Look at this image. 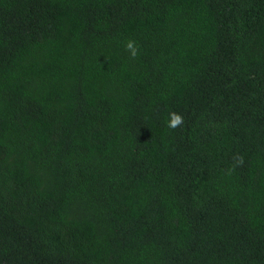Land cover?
I'll return each instance as SVG.
<instances>
[{
    "label": "trees",
    "instance_id": "1",
    "mask_svg": "<svg viewBox=\"0 0 264 264\" xmlns=\"http://www.w3.org/2000/svg\"><path fill=\"white\" fill-rule=\"evenodd\" d=\"M0 264H264V0H0Z\"/></svg>",
    "mask_w": 264,
    "mask_h": 264
},
{
    "label": "clouds",
    "instance_id": "2",
    "mask_svg": "<svg viewBox=\"0 0 264 264\" xmlns=\"http://www.w3.org/2000/svg\"><path fill=\"white\" fill-rule=\"evenodd\" d=\"M125 49L129 52L130 56L135 58L138 54V49L136 46V42L133 40H128L125 43ZM184 124V117L181 114H178L175 111H169L168 119L166 121V127L169 129H176L181 127ZM243 158L240 156L236 157V164H242Z\"/></svg>",
    "mask_w": 264,
    "mask_h": 264
}]
</instances>
